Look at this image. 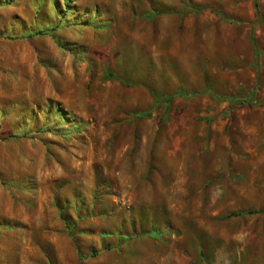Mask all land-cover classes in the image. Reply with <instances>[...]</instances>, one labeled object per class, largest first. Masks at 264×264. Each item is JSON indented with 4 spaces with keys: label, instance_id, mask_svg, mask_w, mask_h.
Segmentation results:
<instances>
[{
    "label": "rangeland",
    "instance_id": "rangeland-1",
    "mask_svg": "<svg viewBox=\"0 0 264 264\" xmlns=\"http://www.w3.org/2000/svg\"><path fill=\"white\" fill-rule=\"evenodd\" d=\"M0 264H264V0H0Z\"/></svg>",
    "mask_w": 264,
    "mask_h": 264
},
{
    "label": "trees",
    "instance_id": "trees-1",
    "mask_svg": "<svg viewBox=\"0 0 264 264\" xmlns=\"http://www.w3.org/2000/svg\"><path fill=\"white\" fill-rule=\"evenodd\" d=\"M66 9L69 11L70 7L68 5V2L66 4ZM58 28V26H55V27H52L50 28L49 30H40V31H37V32H32L30 34H28V36H34V35H46L54 30H56ZM11 137H15V138H20V137H25L24 135H12ZM247 213L251 214V213H255V211H248ZM233 215H238V214H233ZM63 220L66 222V229H67V232L70 236H74V232H73V228L70 226L68 220L63 217Z\"/></svg>",
    "mask_w": 264,
    "mask_h": 264
}]
</instances>
